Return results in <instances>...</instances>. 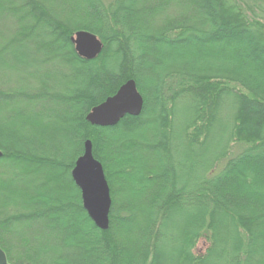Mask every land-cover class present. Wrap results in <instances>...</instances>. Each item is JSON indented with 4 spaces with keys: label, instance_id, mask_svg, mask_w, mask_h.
<instances>
[{
    "label": "trees",
    "instance_id": "1",
    "mask_svg": "<svg viewBox=\"0 0 264 264\" xmlns=\"http://www.w3.org/2000/svg\"><path fill=\"white\" fill-rule=\"evenodd\" d=\"M128 79L140 115L86 121ZM86 140L106 230L71 178ZM0 151L7 264H264V0H0Z\"/></svg>",
    "mask_w": 264,
    "mask_h": 264
},
{
    "label": "water",
    "instance_id": "2",
    "mask_svg": "<svg viewBox=\"0 0 264 264\" xmlns=\"http://www.w3.org/2000/svg\"><path fill=\"white\" fill-rule=\"evenodd\" d=\"M74 50L81 58H96L103 45L99 38L86 30H78L70 37ZM144 100L134 79L126 80L117 91L103 102L92 107L85 119L102 127L116 125L125 115L138 116L142 112ZM0 151V157L2 156ZM71 178L80 191L81 202L88 217L96 227H109L111 197L102 164L94 158L92 143L84 142L83 152L75 160ZM0 264H7L5 252L0 248Z\"/></svg>",
    "mask_w": 264,
    "mask_h": 264
},
{
    "label": "rangeland",
    "instance_id": "3",
    "mask_svg": "<svg viewBox=\"0 0 264 264\" xmlns=\"http://www.w3.org/2000/svg\"><path fill=\"white\" fill-rule=\"evenodd\" d=\"M10 21L12 22V19H10ZM19 46H23L22 45V43L21 44H19ZM31 51L34 53V51H35V49H31ZM23 52V51H22ZM41 52V51H40ZM29 53H31V52H29ZM42 53V52H41ZM46 54H44L43 53V55L42 56H40V57H44ZM26 56V59L27 58H30L31 60H32V55H30V57L29 56H27V54L25 55ZM47 56V55H46ZM29 59V60H30ZM21 63H26V60L25 59H21ZM51 65H53V63H50ZM49 65V64H48ZM13 87V86H12ZM183 106V105H182ZM179 110H183V108L180 106V108H179ZM178 110V111H179ZM4 124H6V123H4ZM10 142V141H9ZM13 142H15V141H11V143L13 144ZM239 146V147H238ZM238 146H236V145H232L231 146V149H230V152L231 153H235V152H238L239 151V149L241 148V146L240 145H238ZM53 147V146H52ZM51 147V148H52ZM46 149L47 148H45V150L44 151H46ZM48 150V149H47ZM51 150V149H50ZM205 247H206V243H205V241L204 240H199L198 241V243H197V245H196V250L197 251H200V252H203L204 251V249H205Z\"/></svg>",
    "mask_w": 264,
    "mask_h": 264
}]
</instances>
